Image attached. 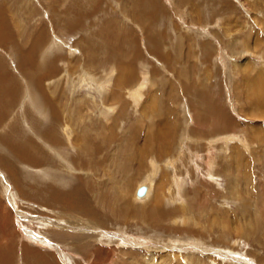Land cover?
I'll return each mask as SVG.
<instances>
[{
  "label": "rangeland",
  "instance_id": "1",
  "mask_svg": "<svg viewBox=\"0 0 264 264\" xmlns=\"http://www.w3.org/2000/svg\"><path fill=\"white\" fill-rule=\"evenodd\" d=\"M4 247L264 264V0H0Z\"/></svg>",
  "mask_w": 264,
  "mask_h": 264
},
{
  "label": "bare ground",
  "instance_id": "2",
  "mask_svg": "<svg viewBox=\"0 0 264 264\" xmlns=\"http://www.w3.org/2000/svg\"><path fill=\"white\" fill-rule=\"evenodd\" d=\"M53 46H54V44H53ZM50 48H51V47H50ZM53 49H54V47H52V50H53ZM47 53H48V52H47ZM49 54H50V53H49ZM129 62H130V61H129ZM129 62H128V63H129ZM127 68H128V67H127ZM130 68H131V66H130ZM122 78H123V77H122ZM124 78H125V77H124ZM130 79H131V77H130L129 75H127V76H126V80H124L123 83H122V80H121V84H122V86L124 87V84L127 85L128 82H125V81H130ZM130 82H131V81H130ZM135 91H136V92H135V96L137 97V100H138V99H140V96H139V95H140V90H138V88H137ZM138 96H139V98H138ZM46 101L48 102V99H46ZM49 102L51 103V100H50ZM49 102H48V103H49ZM50 103H49V104H50ZM151 103H152V102H149V105H151ZM93 105L96 107L95 104H93ZM50 106H51V105H50ZM95 107H93V108L96 109L97 107H96V108H95ZM44 109H46V108H43V110H44ZM46 111H47V110H46ZM94 111H95V110H94ZM157 111H158V109H157ZM55 120L57 121L58 119L56 118ZM162 122H164V121H162ZM58 123H59V122H58ZM66 126H67V125H66ZM48 146H51V145H48ZM80 146H81V145H80ZM60 147H62V146L60 145ZM93 148H94V147H93ZM93 148H92V149H93ZM55 149H58V148L55 147ZM78 149H79V148H78ZM88 149H89V148H88ZM84 150H85V149H84ZM84 150H83V151L81 150V151L83 152L82 154L88 152L87 148H86V151H84ZM78 151H79V150H78ZM89 151H90V149H89ZM142 151H143V150H141V153H142ZM90 152H91V151H90ZM144 152H145V151H144ZM60 153H61V152H60ZM79 153H80V152H79ZM145 154H146V153H145ZM59 155L62 156V154H59ZM79 157H80V156H79ZM79 159H80V158H79ZM67 160H68V159H67ZM70 160H71V159H70ZM70 160H68L67 163H72V162H74V160H71V161H70ZM68 171H70V170L68 169ZM157 171H158V170H157ZM156 173H157V172H156ZM166 178H168V177H166ZM176 181H177V180H176ZM146 189H147V188H146ZM138 190H139V188H138ZM138 190H137V192H138ZM113 192H114V191H113ZM150 193H151V190H150V189H149V190L147 189L146 194H145L146 196L144 195V196H145L144 200H146V197L148 198V196L150 195ZM114 194H115V193H114ZM114 194H113V195H114ZM147 194H148V195H147ZM135 195H137V194H135ZM111 196H112V194H111ZM107 197H108V196H107ZM107 197H106V198H107ZM137 197H138V200H140V199H139L140 196L137 195ZM142 197H143V196H142ZM120 199H121V198H120ZM117 200H118V199H117ZM84 201H85V199H84ZM107 201H108V204H109V202H110L109 199H108ZM112 201H113V200H112ZM114 201H115V200H114ZM65 203H66V204H69L68 200H65ZM85 203H86V201H85ZM102 203H103V202H102ZM110 204H111V203H110ZM113 204H114V203H113ZM153 208L155 209L156 206H154ZM108 209H109V208H108ZM153 211H154V210H153ZM155 211H156V210H155ZM158 211H159V209H158ZM257 211L260 212L259 210H257ZM155 214H156V213H155ZM261 217H262V216H261ZM11 243H12V242H11ZM46 244H47V243H46ZM42 245H43V244H42ZM8 247H10L9 243H8V245H7V251H8V249H9ZM10 248H11V247H10ZM3 249H4V250H3V252H4V251H5V247H4ZM25 249H26V250H29L28 246H25ZM12 250H13V249H12ZM14 250H15V249H14ZM17 250H18V249H17ZM9 251H10V250H9ZM3 252H0V253H3ZM20 252H21V251H20ZM20 252H19V253H20ZM5 253H6V251H5ZM5 253H4L3 255L0 254V264H8V262H10V261L12 260V258H10V255H8V252H7L6 254H5ZM10 253H11V252H9V254H10ZM32 253H33V252H32ZM32 253H29V254H28V256L26 257L27 260H29V259L31 258V257H29V256H31ZM13 254H14V253H13ZM13 254L11 253V255H13ZM15 254H16V252H15ZM42 255H43V254H42ZM42 255L40 254V252H37V254H36V251H35V253L32 254V256H33V258H34V264H47L48 261H46V260H45V257H43ZM13 257H14V256H13ZM46 259H47V258H46ZM7 261H8V262H7ZM50 262H52V261H50ZM53 263H54V262H53ZM11 264H12V263H11Z\"/></svg>",
  "mask_w": 264,
  "mask_h": 264
},
{
  "label": "water",
  "instance_id": "3",
  "mask_svg": "<svg viewBox=\"0 0 264 264\" xmlns=\"http://www.w3.org/2000/svg\"><path fill=\"white\" fill-rule=\"evenodd\" d=\"M146 191H147L146 187H141L138 190L137 195L140 196V197H142V196H144L146 194Z\"/></svg>",
  "mask_w": 264,
  "mask_h": 264
}]
</instances>
